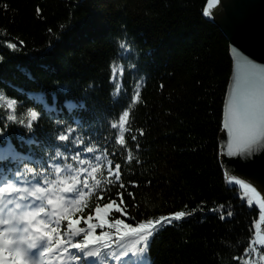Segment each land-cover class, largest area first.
I'll return each instance as SVG.
<instances>
[{
	"label": "trees",
	"instance_id": "1",
	"mask_svg": "<svg viewBox=\"0 0 264 264\" xmlns=\"http://www.w3.org/2000/svg\"><path fill=\"white\" fill-rule=\"evenodd\" d=\"M207 1L0 0V91L33 103L41 116L29 131L24 124L10 128L0 110V129L7 131L0 135V156L9 162L16 147L30 166L45 169L48 151L108 147L119 172L112 171L74 218L95 217L97 206L112 201L124 211L111 210L109 222L133 227L185 212L156 232L153 264H243L258 218L220 162L232 60L225 35L204 14ZM125 36L138 60L128 63L118 91L107 76ZM124 111L126 128L117 141L110 125ZM101 113L104 123L85 129L82 116L101 119ZM53 130L52 140L45 133ZM24 133L32 139L26 142ZM62 134L69 139L59 141ZM12 162L19 167V160ZM14 173L0 183L13 181ZM102 230L112 233L113 245L115 228ZM72 250L61 248L59 259L73 263Z\"/></svg>",
	"mask_w": 264,
	"mask_h": 264
},
{
	"label": "snow or ice",
	"instance_id": "2",
	"mask_svg": "<svg viewBox=\"0 0 264 264\" xmlns=\"http://www.w3.org/2000/svg\"><path fill=\"white\" fill-rule=\"evenodd\" d=\"M216 2L217 0H209L210 4ZM204 14L208 15L207 9ZM20 43L22 44L23 41ZM8 47L16 50L17 44L10 43ZM242 61L237 65L238 74L234 78L235 84L224 109L223 128L227 133V156L243 159L249 165L264 171V65H257L246 57H243ZM16 103L15 100H12L8 105L9 110H14L13 106ZM128 115L129 113L125 111L121 120ZM40 118L39 112L35 109L30 110V119L25 125L29 131L34 130L33 126L38 123ZM7 120L24 123V121L17 120L15 115H8ZM3 132L4 130L0 129V135ZM68 139L67 135L58 136L59 141ZM89 151L91 150L89 149ZM3 159L4 157L0 156V160ZM115 167L117 170L120 169L119 164H116ZM59 171L60 168L57 166V172ZM63 171L70 172V167ZM14 174L17 177V184L27 183L29 186H11V192L20 196L23 204L17 203L15 212L9 213L7 219L3 218V209L0 208V264H43L42 257L44 254L52 252L54 245L57 252L61 248L65 252L71 248L82 254L84 258L100 257L111 251L113 241L112 233L102 230L106 226L109 229L115 228L116 238L121 241L122 248L127 247L123 244V238L130 233L135 234L138 237L136 244L140 246L137 248L136 244H133L132 247L136 250L132 251L131 255H144L149 250L151 238L159 228L181 221L186 216L185 212L177 211L170 216H160L157 220H146L136 227H133L131 223H125L122 219L110 223L107 216L111 210L124 211L116 205L115 201H112L106 205L97 206L95 217L89 215L86 219L83 216L74 218L75 213L81 212V205L84 203L80 189L76 186L75 177H72V182L59 181L63 185L59 191L71 194V198L65 200L61 195H56L53 198V188L46 186L51 183L47 178L46 171L33 170L31 178L28 180H25L24 173L19 169ZM230 181L256 192L252 185L246 184L244 180L236 179L235 176H232ZM83 183L86 185L87 181L85 180ZM6 190L0 188V192ZM77 197L80 198L77 199ZM121 197H123V193H121ZM45 201L47 205L61 209L59 219L55 221L54 227L51 226V214L46 209ZM260 210L264 213V200L260 202ZM228 215L231 216L232 213ZM94 218L98 223L93 222ZM261 218L264 219V216ZM60 220L67 221V238L59 232ZM82 222L86 224V228L79 226ZM97 229H101V231L98 233ZM74 259L79 261L81 255L75 256Z\"/></svg>",
	"mask_w": 264,
	"mask_h": 264
},
{
	"label": "water",
	"instance_id": "3",
	"mask_svg": "<svg viewBox=\"0 0 264 264\" xmlns=\"http://www.w3.org/2000/svg\"><path fill=\"white\" fill-rule=\"evenodd\" d=\"M207 11V17L225 35L232 60V70L223 107L224 120L225 105L230 99L235 84L234 78L238 74L237 65L243 62L242 58L246 57L257 65H264V0H217L216 3L209 5ZM219 139L220 162L222 168L229 175V181L232 176H235L236 179L244 180L246 184L252 185L256 189L255 193L250 189L246 190L255 196L260 205L261 200H264V171L249 165L243 159L227 156L228 140L223 122ZM224 175L227 177L225 173ZM262 216L264 213L260 210L258 230L253 237V242L256 245H264V219L261 218Z\"/></svg>",
	"mask_w": 264,
	"mask_h": 264
},
{
	"label": "bare ground",
	"instance_id": "4",
	"mask_svg": "<svg viewBox=\"0 0 264 264\" xmlns=\"http://www.w3.org/2000/svg\"><path fill=\"white\" fill-rule=\"evenodd\" d=\"M125 38H126V40H128V38L126 36H125ZM115 78H116V75H114V74L108 75L107 76V83H109V81H111V80H113ZM83 96H86V94L83 93ZM111 102L115 103V99H111ZM9 103L10 102H4L3 101L1 103V105H0V110L5 112V113H10L11 110H9V107H8ZM14 109L17 110L16 112H13V113L16 114L17 120L24 121L23 124H25L28 121L29 116L22 114L16 108H14ZM85 109H87V107ZM84 112H85V110H84ZM105 116H106V114L104 115V113H101V119H94L95 117H91V116L87 115L86 118H82L81 120L84 119L83 122H84L85 129L90 130L94 125L104 123ZM9 122H11V121H9ZM222 122H223V116H222ZM12 124L13 125H11L10 128H13V126H15L17 128V126L22 125L20 123H15V122L14 123L12 122ZM53 128H55V127H53ZM2 129L4 130V132H7L3 126H2ZM45 134L46 135L50 134V137L53 140L54 130L52 132L48 131V133H45ZM24 135H25L24 139H25L26 142H28V141H30L32 139V135L30 133H24ZM76 140L80 143L79 144V147H80L81 143L84 141V138L82 137L80 140H78V139H76ZM219 142H220V139H219ZM56 143H59V142H56ZM49 146H51V145L49 144ZM30 149H31V147H30ZM52 149H53V147H52ZM56 149H58V148H56ZM33 150L34 151L36 150V146H34ZM14 151H15L16 155L15 156H10L9 159L11 161L9 160V162H7L5 160H0V178H2V179L10 177L14 172H16L17 169H19L24 174L28 173V171H24V169H27V168H25L23 165H21L22 167L19 166L17 168L12 166V165H15L12 161L20 160V163L25 161L24 160L25 157L20 153V151L16 147H14ZM48 152H49V155H48V158H47L48 161L54 162V163H57V162L61 161L62 156L60 155V152L55 151V150L48 151ZM220 157H221V155H220ZM29 171L32 173L33 169H30ZM242 192L247 196L249 201L255 205V207H256V209L258 211V214H259V212H260L259 207L254 202L253 197L246 190H244ZM51 218L53 219V217H51ZM156 232H155L154 236L151 238V243H150V247H149L148 252H146L144 255H140L142 258H149L150 260L152 259L151 246H152V244L154 242V239L158 235V233H156ZM126 238L127 237L123 238V244L127 245V247H123L122 248L121 241H120L117 245H115V246H113L111 248V251L107 252L105 255L100 256V258L102 257L103 264H116L121 258L123 259V261L126 259L125 253H128L130 250L133 249L132 245L136 244V241H137L138 237L134 236V237H132L130 239L125 240ZM117 256H119V259H117ZM152 261H153V259H152ZM142 263H147V262L144 261ZM128 264H132V263L128 262ZM149 264H153V262L149 263Z\"/></svg>",
	"mask_w": 264,
	"mask_h": 264
},
{
	"label": "rangeland",
	"instance_id": "5",
	"mask_svg": "<svg viewBox=\"0 0 264 264\" xmlns=\"http://www.w3.org/2000/svg\"><path fill=\"white\" fill-rule=\"evenodd\" d=\"M209 5H210V3L208 0L206 5H205V9H208ZM205 9H204V11H205ZM244 190H246V189H244ZM246 191L253 197L254 202L257 204V206L259 207V210H260V205H259L258 201L256 200L255 196L251 192H249L248 190H246ZM259 217H260V212H259ZM259 217H258V219H259ZM258 219L255 221V224H254V233L258 230V224H257ZM244 264H264V245H256V244H254L253 239H252L250 242V245H249L247 255L244 258Z\"/></svg>",
	"mask_w": 264,
	"mask_h": 264
}]
</instances>
